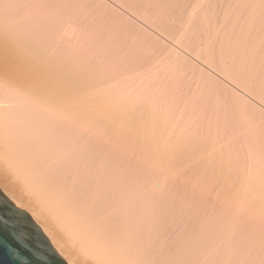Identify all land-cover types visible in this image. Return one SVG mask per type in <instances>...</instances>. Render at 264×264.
<instances>
[{
  "label": "bare ground",
  "instance_id": "6f19581e",
  "mask_svg": "<svg viewBox=\"0 0 264 264\" xmlns=\"http://www.w3.org/2000/svg\"><path fill=\"white\" fill-rule=\"evenodd\" d=\"M70 2L73 5L69 0H0V192L29 215L65 264H264V230L261 236L252 237L249 234L253 233L243 227L250 226L247 221L251 219L241 222L251 213H243L242 207L233 211L232 205L237 207V201L231 205L230 214V209L223 211L225 206L221 207L223 212L219 208H215L219 213L212 208L210 212L205 208L209 205L199 206L198 193L196 196L178 183L181 177L176 181L179 174L172 173L176 169L170 160L172 155L169 156L172 145H165L174 128H178L174 124L183 120L179 126L183 125L185 111L184 107L177 108L181 111L176 114L174 104L163 99L174 92L173 87L170 93L169 85H164L167 78L177 80L176 76L192 75L201 85L200 91L204 87L207 93L209 90L217 97L225 96L247 114L251 124L264 131V0H80L77 7ZM90 4L98 9L99 19L101 16L110 20L114 30L132 29L134 43L137 33L138 40L146 45L141 48L144 50L139 48L140 52L133 51L126 58L128 52L122 54L120 49L118 54L121 52L122 57H118L115 44L112 51L116 54L106 49L112 48L111 43L104 45L111 40L109 35L106 42L100 41L108 34L101 33L105 28L100 25V34L94 33L101 46L95 43L91 33L97 15H92ZM92 16H96L94 21ZM136 63L142 66L137 67ZM152 98L157 100L155 107L167 102L170 109L161 110L165 115L158 125L159 135L143 136L149 143L145 146L148 159L141 152L143 149L139 150L145 139L140 146L136 144V135L145 130L141 126L142 130L136 132V117L144 112L141 109L138 115L136 104ZM188 121L187 125L192 123ZM154 143L161 145L153 148L150 145ZM136 151L145 158L138 159L140 154ZM252 151L254 148L245 153L253 162ZM262 156L259 160L264 159ZM260 176L264 175L257 177ZM261 179L258 187L264 181ZM243 195L244 200L247 197ZM252 204L260 206L255 200ZM189 217L200 221V225L192 220L193 227L185 224ZM257 220L252 219L250 227Z\"/></svg>",
  "mask_w": 264,
  "mask_h": 264
},
{
  "label": "rangeland",
  "instance_id": "374dc122",
  "mask_svg": "<svg viewBox=\"0 0 264 264\" xmlns=\"http://www.w3.org/2000/svg\"><path fill=\"white\" fill-rule=\"evenodd\" d=\"M71 0H69V3H71L70 2ZM75 4H74V6H76L77 4H79L80 2V0H72ZM79 2V3H78ZM71 5H73V3H71ZM74 6H72L73 8H74ZM78 6V5H77ZM76 6V7H77ZM90 9H91V12H92V15H97V17L96 16H92V17H94V19L93 20H91V21H94L95 20V17L97 18V19H99V11H98V9L97 8H95L93 5H91L90 4ZM97 12H96V11ZM93 11H94V13H93ZM102 18V19H101ZM104 18V19H103ZM97 19L94 21L95 22V28H94V26L92 25V30H93V32L91 33L92 35H95V33H99L100 34V31H97V30H100L99 28H100V26L101 27H104L105 28V30L103 31V28L101 29L102 31H101V33H108L107 35L105 34V36L104 37H102V36H100L99 35V37H100V39H101V37L103 38V40L101 39L100 41H107V37H108V35H109V38L111 39V40H109L108 39V41H107V44H104V42H102V44H104V45H108V43H111V47L114 45L115 46V48H116V50L117 51H115V52H117V54L114 52V51H112L113 50V47L110 49V46L108 47V48H106L108 51L110 50L112 53L114 52V54H116L118 57H120V55H121V57H122V54H124L123 52H125V53H127L128 52V56L127 55H124L126 58H129V55H132V54H130V53H134V52H136V54H137V52H140V50L142 51V50H144V49H141V48H145L146 47V45L144 44V43H142L141 44V41L140 40H138L139 38H138V36H137V33H136V43H134L135 42V39H133L134 38V31L132 30V29H129V30H126V31H124V30H120V29H115L114 30V28H112L110 25H109V22H110V20L109 19H107V18H105V17H101L100 16V19H99V22L97 21ZM106 19V20H105ZM109 20V21H108ZM98 22V23H97ZM104 22H106V23H104ZM91 24H93V23H91ZM98 24V25H97ZM96 25H97V27H96ZM100 25V26H99ZM107 25H108V27H107ZM109 26H110V28H109ZM99 27V28H98ZM95 29H96V31H95ZM95 32V33H94ZM118 32V33H117ZM132 32V33H131ZM111 33V34H110ZM125 33H126V35H125ZM133 36H131V35ZM101 35H104V34H101ZM114 35V36H113ZM107 36V37H106ZM93 37V36H92ZM113 37V38H112ZM98 38V35H95V39H94V37H93V39L95 40V43H97L96 42V39ZM104 38H106V39H104ZM123 38V39H122ZM113 40H115V41H113ZM133 40V41H132ZM138 40V41H137ZM130 41V42H129ZM140 41V42H139ZM98 42H99V40H98ZM125 42V43H124ZM94 43V44H95ZM130 45H129V44ZM97 44H99L100 46H101V44L100 43H97ZM97 44H95L96 45V48L98 49V48H100L99 47V45H97ZM135 44V45H134ZM139 45H141V47L139 46ZM142 45H143V47H142ZM117 46H118V48H117ZM132 48H131V47ZM105 47L106 46H104V49H105ZM120 47V48H119ZM137 47V48H136ZM115 48H114V50H115ZM127 48V49H126ZM139 48H140V50H139ZM101 50H102V47L100 48ZM120 49H122L121 51H122V54H121V52H119V54H118V51H120ZM134 51V52H133ZM124 56H123V58H124ZM136 66L137 67H141L139 64H137L136 63ZM162 69V67H160V70ZM159 70V69H158ZM159 70V71H160ZM161 73V72H160ZM169 76V75H168ZM188 76H190V77H188V78H190L189 80H188V78H187V75L185 76H182V77H180V76H176L175 78L177 79V80H175V79H171L170 80V78H172V77H170V78H167V82L166 81H164V85H165V83L166 84H168L169 86H168V91H171L170 93H172L173 92V89H174V92H173V96L170 94L168 97H167V99L165 98V97H163V96H161L160 98H162L163 97V99H164V102L165 101H168V102H170L171 101V104H174L172 107H173V109H177V108H183L184 109V111H185V114L183 115V116H185V117H183V119H184V122H183V125L185 124V125H187L188 123H186L187 122V120L189 119V121L188 122H192L191 124L189 123V125H187V127L186 126H184V128L182 127L183 125H180L179 126V124H180V122L181 121H183V120H181L180 122H178L177 123V125L176 124H174V126H178V128L177 127H175L174 129L176 130V128H177V131H175L174 130V132H175V134H180V135H176L175 136V134H174V132L172 133V137H171V140H170V138L168 139V141H169V144L167 143L165 146H168L167 148H169L170 147V145H172V146H174V150H175V152H174V150H173V147L171 146L169 149H170V155L169 156H171L172 158H170V160H171V162H173L172 163V166L174 167V169H176V170H172L173 172V174H179L177 177H176V181L178 182L179 181V179H178V177L181 179L178 183L179 184H181L182 185V187H184V189L186 190V191H188V192H192L193 191V193L195 192V194L194 195H198L199 194V196L201 197V199H200V197L198 196V198H199V200H200V202H203V203H200L199 202V206H201V207H205V205H209V206H206L205 208L207 209V210H211V208H212V210L214 209L215 211H216V209L215 208H219L218 210L221 212L222 211V208H223V211H224V208H225V210H226V212H229L228 210L230 209V211L231 212H229V214L230 213H232V210L233 211H237V209H239L238 207H242V212L243 213H246V211L248 212V213H246V214H250L251 213V216L250 215H248V216H246V218L244 217V219L242 218L241 220V222H243V220H244V222L242 223V224H244L245 223V221H246V219L247 220H249V219H251L250 220V222H248L247 221V223L249 224V223H251V225L250 226H252V222H254L255 221V218H256V220H257V222L259 223H254V224H256V225H254L253 224V228L252 227H250V226H248V225H243V227H245V230L247 231V230H249V233H253V234H249V235H251L252 237H255V236H253V235H256V236H258V235H260L261 234V232L264 230L263 228H264V225H263V220H264V218H262V216H264V213H261L264 209H263V204H264V196H263V194H264V181H262V183L261 184H263L262 185V187H261V184H260V186L258 187V185H259V183L261 182V178L263 177V180H264V176H260V178H258L257 176L259 175V174H261V175H264V167H263V165H260L262 162V164H264V159H261V160H259L260 159V157L262 156V158H264V131L262 130V128H258L257 129V127H256V125L254 126L253 124H251L250 122H249V120H248V116H247V114H246V116H245V113H243V112H240L239 110H238V108H235V107H237L236 106V104L234 103L233 104V102L232 101H229V99L228 98H225V96H222L221 95V97H217V96H215L213 93H209V90H208V93L206 92V88H204L203 87V90L202 91H200L201 89H202V87H201V85L200 84H196V81H197V79L194 77V76H192V75H188ZM191 76H192V78H191ZM179 77V78H178ZM182 78H184V79H182ZM183 81H182V80ZM171 81V83H170V81ZM174 80H175V82H174ZM191 80V81H190ZM194 80V81H193ZM186 81V82H185ZM177 82V83H176ZM182 82V83H181ZM199 82V81H198ZM171 85H174V86H171ZM185 83V84H184ZM191 83V84H190ZM200 83V82H199ZM157 83H155L154 84V86L156 85ZM176 84V85H175ZM182 86H181V85ZM179 85V86H178ZM197 87H195V86ZM199 85V86H198ZM157 86V85H156ZM166 87H167V85H165ZM169 87H170V90H169ZM172 87H173V89H172ZM193 87V88H192ZM201 87V88H200ZM194 88H195V90H194ZM199 88V89H198ZM172 89V90H171ZM178 90V91H175V90ZM181 89V90H180ZM191 90V91H190ZM187 91V92H186ZM199 91H200V93H199ZM203 91H205V92H203ZM177 92H179V93H177ZM197 92V93H196ZM203 92V93H202ZM175 93V94H174ZM185 93H186V95H185ZM194 93V94H193ZM199 93V94H198ZM203 95H202V94ZM204 93H205V95H206V93H207V95L205 96L204 95ZM197 94H198V96H197ZM174 95H176L175 96V98H174ZM179 95V96H178ZM211 95L212 96H214V97H211ZM191 96H192V98H191ZM201 96H203L204 97V99H203V97H201ZM206 97H208V99L206 98ZM224 97V98H223ZM173 98V99H172ZM177 98L178 99H180V100H177ZM186 98H188V99H186ZM197 98H199V99H197ZM212 98V99H211ZM218 98H220V99H218ZM152 99H153V101H152ZM151 99V101H146V100H142V102L140 103L139 102V105L141 106V104H142V106H144V107H140L139 105H138V103L136 104V113L139 115V110H140V113L142 112V111H144L142 114H140V116H138L139 118H137L136 117V119H139V121L138 120H136V123L137 122H139V123H137L136 124V128H137V130H136V132L138 133V130H142V127H144V129L146 130V126H147V130L145 131H143L144 132V134H142L141 135V133H139V134H137L136 136V138H138L137 140H138V142H137V140H136V144L137 143H139V144H137L138 146H140L141 145V143H142V141H144V139H145V141L147 140L146 138H144V137H151L152 136V134L154 135V136H158L159 135V128H158V125L159 126H161V120H163V116L165 115L163 112H167V111H165V110H168L167 108H169V105H170V103H169V105H168V103L166 102V104L165 103H163V101H162V99H159L160 101H162V102H160V103H163V106L161 107V105L160 106H157V107H155V103H157L156 101V98H152ZM191 99L193 100V101H191ZM197 99V100H196ZM148 100H150V99H148ZM156 100V101H155ZM175 100V101H174ZM188 100V101H187ZM194 100H195V102H194ZM205 100V101H204ZM210 100V101H209ZM213 100V101H212ZM218 100V102H216ZM221 100V101H220ZM144 101H146L145 103H144ZM154 101H155V103H154ZM174 101V102H173ZM206 101H207V104H206ZM230 102V104L229 103H227V102ZM151 102V104H154V105H152V107H151V104H148V103H150ZM188 102V103H187ZM210 102V103H209ZM226 102V103H225ZM147 103V104H146ZM178 104L179 105V107H178V105H176V104ZM180 103H181V106H180ZM183 103V104H182ZM185 103V104H184ZM194 103V104H193ZM200 103H202V104H200ZM217 103V104H216ZM146 104V105H145ZM164 104H165V106H164ZM189 106H188V105ZM200 104V105H199ZM210 104V105H209ZM216 104V105H215ZM139 107H138V106ZM148 105V106H147ZM168 105V106H167ZM184 105H187L188 106V108H186L187 106H184ZM203 107H202V106ZM233 105V106H232ZM235 105V106H234ZM151 108H150V107ZM153 106H154V108H153ZM176 106V108H174ZM194 106V107H193ZM199 106H201V107H199ZM215 106V107H214ZM160 107V109H159V112L162 114H160L158 111H156V110H158V108ZM164 107V108H163ZM206 107V108H205ZM212 107V108H211ZM146 108V109H145ZM148 108H149V112L151 113V111L153 110L154 112H155V114H157V116L159 115V117H155V114H154V112H153V114H154V116H153V114L150 116V114H149V112H147L148 111ZM162 108V109H161ZM166 108V109H165ZM203 108V109H202ZM225 108V109H224ZM228 108H230L229 110H228ZM232 108H233V110H232ZM141 109H142V111H141ZM150 109H151V111H150ZM170 109V108H169ZM186 109V110H185ZM192 111H191V110ZM194 109V110H193ZM198 109H201V110H198ZM206 109V110H205ZM221 109V110H220ZM161 110L163 111V112H161ZM175 110H174V112H175ZM190 110V111H189ZM197 110V111H196ZM204 110V111H203ZM235 110H236V112H235ZM177 112H176V114L177 113H179L180 111H181V109H180V111H179V109L178 110H176ZM183 111V110H182ZM200 113H199V112ZM238 111V112H237ZM145 112H147V113H145ZM210 113V115L208 114V113ZM188 113L190 114L191 113V115H189L188 116ZM203 113H204V115H203ZM213 113H214V115H213ZM222 113V114H221ZM234 114V116H233V114ZM239 113V114H238ZM137 114H136V116H137ZM147 114V115H146ZM187 114V115H186ZM199 115V117L198 118H200L199 120H196L195 118H197V116ZM208 114V115H207ZM217 114H218V116H217ZM229 114V115H228ZM242 114V115H241ZM197 115V116H196ZM203 116H205V118L203 117V120H202V117ZM207 115V116H206ZM225 115V116H224ZM146 116V117H145ZM147 116H149L148 118H147ZM186 116H188V118H187V120L185 121V119H186ZM194 116H195V118H194ZM210 116H211V118H210ZM142 117H143V119H142ZM151 117V118H150ZM153 117L155 118V119H158V122H159V120H160V123H158L157 122V120H155V119H153ZM161 117H162V119H161ZM190 117V118H189ZM213 117V118H212ZM227 117H229V118H227ZM235 117V118H234ZM140 118H141V120H140ZM149 118L150 119H153L152 121L153 122H155V125H154V127H153V125H151L153 122L151 121V120H149ZM197 118V119H198ZM233 119V121H232V119ZM239 118V119H238ZM243 118V119H242ZM146 119H147V121H146ZM195 119V120H194ZM208 121H207V120ZM228 119V120H227ZM244 119H247V121L246 120H244ZM143 120H145V121H143ZM148 120H149V122H148ZM190 120H192V121H190ZM194 120V121H193ZM230 120V121H229ZM150 121L152 122V123H150ZM195 121H197V123L195 122ZM207 121V122H206ZM209 121H211V122H209ZM217 121V122H216ZM246 121V122H245ZM142 122H144V124L142 123ZM194 122H195V124H194ZM215 122V123H214ZM230 122V123H229ZM245 122V123H244ZM140 123H141V125H140ZM147 123H149L150 124V126L151 127H148L149 126V124H147ZM158 123V124H157ZM182 123V122H181ZM205 123V124H204ZM233 123V124H232ZM247 123V124H246ZM147 124V125H146ZM209 124V125H208ZM215 124H217V125H215ZM238 124V125H237ZM250 126H249V125ZM137 125H139V127H141V129L140 128H138L137 127ZM145 125V126H144ZM195 125V126H194ZM204 125L207 127H204ZM231 125H233V128H232V126ZM240 125H241V127H240ZM248 125V126H247ZM212 126H213V128H212ZM235 126V127H234ZM245 126V127H244ZM252 126V127H251ZM179 127H180V129H179ZM190 127V128H189ZM195 129H194V128ZM225 127H227V128H225ZM229 127H231V129L229 128ZM256 127V128H255ZM149 128H150V130H149ZM188 128H189V130H188ZM192 128V129H191ZM202 128H203V130H202ZM222 128V129H221ZM236 128V129H235ZM246 128V129H245ZM253 128V129H252ZM151 129H153V131L151 130ZM179 129V130H178ZM191 129V130H190ZM210 129H212L213 131L211 132V130ZM245 129V130H244ZM247 129H251V130H247ZM149 130V131H148ZM156 130H157V132H156ZM186 130V131H185ZM188 130V131H187ZM192 130H194V138L192 139V137H193V131ZM236 130V131H235ZM244 130V131H243ZM260 130H262V131H260ZM185 132V134H184V132ZM192 131V132H191ZM198 131V132H197ZM206 131H207V133H206ZM232 131H235V132H232ZM253 131V132H252ZM146 132H147V134H146ZM151 132V133H150ZM153 132V133H152ZM181 132L184 134H182V136H181ZM195 132H196V134H195ZM210 132V133H209ZM239 132L242 134H239ZM246 132V133H245ZM259 132V133H258ZM261 132V133H260ZM186 133H187V135H186ZM188 133H191V134H188ZM230 133V134H229ZM243 133H245V134H243ZM248 133V134H247ZM251 133H252V135H251ZM258 133V134H257ZM210 136H209V135ZM212 134H213V136H212ZM216 136H215V135ZM228 134V135H227ZM232 134H234L233 136H232ZM238 134V135H237ZM140 135V136H139ZM145 135H147V136H145ZM151 135V136H150ZM186 135V136H185ZM200 135V136H199ZM202 135V136H201ZM207 135V136H206ZM222 135L224 136V137H222ZM262 137H261V136ZM141 136H142V139H141ZM144 136V137H143ZM174 136V137H173ZM183 136H185V137H183ZM195 136H197V137H195ZM209 136V137H208ZM212 136V137H211ZM228 136V137H227ZM236 136V137H235ZM243 136V137H242ZM246 136V137H245ZM248 136V137H247ZM254 136V137H253ZM175 137H178L177 139L175 138ZM181 137H183V138H181ZM187 137H188V139H187ZM204 137V138H203ZM207 137V138H206ZM213 138V141L211 140V138ZM227 137V138H226ZM232 137V138H231ZM259 137H261V138H259ZM154 138H157V137H154ZM181 138V139H180ZM206 138V139H205ZM230 140H229V139ZM236 138V139H235ZM239 138V139H238ZM242 138V139H241ZM249 138V139H248ZM177 141H175V140ZM179 139H180V141H179ZM228 141H227V140ZM231 139L233 140V143H232V145H231V143L230 142H232L231 141ZM252 139H253V141L256 143V145L254 144V142L252 141ZM255 139V140H254ZM258 139V140H257ZM140 140H141V142H140ZM161 140V139H160ZM173 140L175 141V142H173ZM183 140V141H182ZM195 140V141H194ZM201 141V144H200V141ZM210 140V141H209ZM218 142V145H216L217 144V142ZM224 140V141H223ZM237 140V141H236ZM247 140L249 141V143L247 142ZM261 140H263V141H261ZM143 142V144L140 146V149L139 148H137V150L139 149L145 156H146V158H150V157H148L149 156V154L147 153V148L148 147H145V146H148L149 145V143H147V141L146 142ZM189 141V142H188ZM234 141H235V143H234ZM239 141V142H238ZM159 142V141H158ZM158 142H156V143H158ZM171 142V143H170ZM180 142L181 143H184L185 145H183V144H181L180 145ZM188 142V143H187ZM210 142V143H209ZM213 142V143H212ZM216 142V143H215ZM244 142H246V144L244 143ZM250 142H252V143H250ZM263 142V143H262ZM146 143V144H145ZM174 143H177L176 145L174 144ZM190 143V144H189ZM193 145H192V144ZM206 143V144H205ZM238 143V144H237ZM242 143V144H241ZM247 143H248V145L250 146V144L252 145V147L254 148V150L255 151H257V154H256V152L254 151V153L256 154V156H258L259 157V155L261 154V156L258 158V157H256V158H258V159H256L255 157H253L252 155H254V153H253V151H252V154L250 155V157H252L251 158V160L253 159V162L252 161H250V158L248 159L247 158V156H249L248 154L246 155V153H247V151H248V149L250 150H252L253 148L252 147H247ZM258 143V144H257ZM198 144V145H197ZM205 144V145H204ZM215 144V145H214ZM220 144H223V145H220ZM136 145V146H137ZM157 144H155L154 143V145H150L151 147H155ZM158 145H161V143L160 144H158ZM157 145V146H158ZM180 145V146H179ZM187 145V146H186ZM210 145H211V147H212V149H210L211 147H210ZM259 145V146H258ZM137 146V147H138ZM164 146V147H165ZM176 146H178V147H176ZM184 146L186 147V149L184 148ZM191 146V147H190ZM218 147V149L216 148V147ZM243 146V147H242ZM258 146V147H257ZM141 147H143V148H141ZM209 147V148H208ZM233 147V148H232ZM247 147V148H246ZM261 147V148H260ZM152 148V149H153ZM180 148V149H179ZM183 148H184V150H183ZM220 148H221V150H220ZM243 148V149H242ZM194 151H193V150ZM199 149V150H198ZM203 149V150H202ZM233 149V150H232ZM245 149V150H244ZM173 150V151H172ZM180 150H183V151H180ZM205 150V151H204ZM207 150H209V151H207ZM244 152H243V151ZM140 151H136V152H139V154L138 153H136V156H138V159H144L145 158V156L142 154V156H144V157H140L141 156V152ZM144 151H146V152H144ZM149 151V150H148ZM203 151V152H202ZM217 152V153H215V152ZM220 153H219V152ZM229 151H233L232 153L231 152H229ZM240 151H242V152H240ZM245 151H246V153H245ZM180 152V153H179ZM181 152H182V154H181ZM198 152V153H197ZM205 152V153H204ZM207 152H209V153H207ZM214 152V153H213ZM228 152H229V154H228ZM262 152V153H261ZM172 153V154H171ZM174 153V154H173ZM176 153V154H175ZM185 153V154H184ZM207 153V154H206ZM212 153V154H211ZM219 153V154H218ZM235 153H237V154H235ZM244 153V154H243ZM259 153V154H258ZM138 154V155H137ZM147 154H148V156H147ZM178 154V155H177ZM181 155V157H180V155ZM195 154H197V156L195 157L194 155ZM204 154H205V156H204ZM234 154V155H233ZM175 155H176V157H175ZM202 155V156H201ZM208 155V156H207ZM212 155V156H211ZM224 155V156H223ZM233 155V156H232ZM177 156H179V157H177ZM231 156V157H230ZM235 156V157H234ZM173 157H174V159H173ZM187 157V158H186ZM221 157V158H220ZM234 157V158H233ZM137 158V157H136ZM208 158V159H207ZM213 158H214V163H213ZM223 158V159H222ZM227 160H226V159ZM244 158H246L245 160H244ZM255 158V159H254ZM140 159V160H141ZM174 161H173V160ZM179 159H180V161H179ZM182 159V160H181ZM196 159H199V160H196ZM232 159V160H231ZM241 159V160H240ZM242 159H243V161H242ZM185 160V161H184ZM229 160V161H228ZM257 160H259V161H261V162H259V161H257ZM194 163H192V162ZM196 161H197V163H196ZM240 161V162H239ZM246 161V162H245ZM180 163V165H179V163ZM186 162V163H185ZM191 162V163H190ZM231 162V163H230ZM248 162H249V164H248ZM254 163V164H251V163ZM185 163V164H184ZM189 163H190V165H189ZM200 163V164H199ZM205 163V164H204ZM217 163V164H216ZM256 163H259V164H256ZM196 164V165H195ZM198 164V165H197ZM202 164V165H201ZM244 164V165H243ZM176 165H178V166H176ZM187 165V166H186ZM210 165V166H209ZM217 165V166H216ZM222 165H224V166H222ZM248 165V166H247ZM253 165H256V166H253ZM226 166V167H225ZM243 166V167H242ZM246 166V167H245ZM251 166H252V169H249V168H251ZM259 166V167H258ZM179 167V168H178ZM183 167V168H182ZM190 167V168H189ZM223 167V168H222ZM233 167V168H232ZM239 167V168H238ZM262 167V169L263 170H259L260 168ZM180 168H182V169H180ZM232 168V169H231ZM247 168V169H246ZM209 171H208V170ZM218 169V170H217ZM226 169V170H225ZM234 169V170H233ZM246 169V170H245ZM255 169H257V170H255ZM178 170V171H177ZM211 170V171H210ZM221 170V171H220ZM233 170V171H232ZM252 172H251V171ZM255 170V171H254ZM176 171V172H175ZM197 171V172H196ZM220 171V172H219ZM225 171V172H224ZM228 171V172H227ZM237 171V172H236ZM241 171V172H240ZM243 171V172H242ZM248 171H250V172H248ZM180 172V173H179ZM207 172H208V174H207ZM234 172V173H233ZM237 174H236V173ZM239 172V173H238ZM250 173V174H246V173ZM261 172H263V173H261ZM182 173V174H181ZM213 175H212V174ZM220 173H221V175H220ZM234 175H233V174ZM255 173H258V175L257 174H255ZM204 174V175H203ZM211 174V175H210ZM224 176H223V175ZM228 174V175H227ZM232 174V175H231ZM239 174V175H238ZM244 174V175H243ZM253 174V175H252ZM193 175V176H192ZM210 175V176H209ZM216 175H218V176H216ZM232 177H231V176ZM246 175V176H245ZM257 175V176H256ZM206 176V177H205ZM236 176V177H235ZM241 176H242V178H241ZM245 176V177H244ZM249 176H250V178H249ZM259 179H257L256 177ZM186 177V178H185ZM200 177V178H199ZM212 177V178H211ZM230 177V178H229ZM240 177V178H239ZM252 177V178H251ZM183 178H185V179H183ZM204 180H203V179ZM207 178V179H206ZM210 178H211V181H210ZM248 178V179H247ZM256 178V179H255ZM196 179V180H195ZM241 179V180H240ZM257 180L258 181V183H257V181H255V183L254 182H252V183H254V184H252L251 183V181H254V180ZM199 180V181H198ZM224 180V181H223ZM234 180V181H233ZM237 180V181H236ZM248 180V181H247ZM183 181V182H182ZM240 181H242V182H240ZM214 182V183H213ZM224 182V183H223ZM226 182H227V184H226ZM233 182H235V184L233 183ZM248 182H250V184L248 183ZM216 183V184H215ZM257 183V185H255ZM186 184V185H185ZM198 184V185H197ZM210 186V187H208V185ZM226 184V185H225ZM234 186H233V185ZM241 184V185H240ZM247 184V185H246ZM251 184H252V186H253V188H252V190H251ZM202 185V186H201ZM238 187H237V186ZM218 186V187H217ZM228 186V187H227ZM244 186V187H243ZM256 188H255V187ZM204 187V188H203ZM242 187H243V190H242ZM248 187V188H247ZM218 188V189H217ZM227 188V189H226ZM234 188V189H233ZM240 188H241V190H240ZM195 191H194V190ZM208 189H210V190H208ZM220 189V190H219ZM246 189V190H245ZM248 189H250L248 192H247V190ZM255 189V190H254ZM199 190V191H198ZM239 190V191H238ZM257 190V192H255ZM238 191V192H237ZM241 191H243L244 193V195L243 196H245V197H247V198H245L244 200H243V198L244 197H241L242 195H241ZM254 191V194L252 193ZM207 192V193H206ZM227 192V193H226ZM233 192V193H232ZM236 192V194H234ZM245 192H246V195H245ZM261 192V193H260ZM198 193V194H197ZM204 193H205V195H204ZM215 193V194H214ZM240 193V194H239ZM249 193H251V196L252 197H250V194ZM255 193H257V194H255ZM259 193V194H258ZM239 194V196L237 197V195ZM247 194H249V195H247ZM231 195V196H230ZM255 195H258V196H255ZM226 196V197H225ZM232 196H233V198H232ZM204 197H206V198H204ZM229 197V198H228ZM240 197V198H239ZM256 197L257 198H262V199H256ZM197 198V199H198ZM214 198V199H213ZM252 198H254L253 199V201H251V199ZM221 199V200H220ZM228 199H229V201H228ZM234 199V200H233ZM237 199V200H236ZM238 199H240L239 201H238ZM241 199H242V205H241V203H240V201H241ZM249 199V200H248ZM204 200V201H203ZM232 202H231V201ZM246 200V201H245ZM254 200H255V202H257V206H259V204H260V206L259 207H254L253 206V204L252 203H254ZM263 201V203L261 204V202ZM206 201V203H204ZM227 201V202H226ZM237 201V202H236ZM244 201V202H243ZM251 201V202H250ZM208 202V203H207ZM226 202V203H225ZM233 202L237 205V207L233 204ZM238 202H239V204H240V206H239V204H238ZM230 205H229V204ZM252 205H251V204ZM222 204H224V205H222ZM233 204V205H232ZM246 204H247V206H249V209L250 210H252V212H250V210L248 209V210H246L248 207L246 206ZM249 204V205H248ZM203 205V206H202ZM216 205V206H215ZM218 205V206H217ZM231 205L233 206V208H232V210H231ZM255 205V204H254ZM213 206V207H212ZM220 206V207H219ZM222 206H225V207H222ZM254 207L253 209H255V210H253L252 209V207ZM262 206V207H261ZM222 207V208H221ZM228 207V208H227ZM234 207H235V209H234ZM247 207V208H246ZM251 207V208H250ZM237 208V209H236ZM262 208V209H261ZM258 209V210H257ZM260 209H261V212H260ZM206 210V211H207ZM209 210V211H210ZM218 210L216 211V212H218ZM257 210V212H255L254 213V211H256ZM222 211V212H223ZM245 211V212H244ZM211 212V211H210ZM264 212V211H263ZM207 214L209 213V212H206ZM219 213V212H218ZM242 213V214H243ZM262 214V215H260V214ZM255 214V215H254ZM261 217V219H259L260 217ZM245 216V215H244ZM241 217H243V215L241 216ZM248 217V218H247ZM251 217V218H250ZM253 217V218H252ZM194 220V217H189V219L187 218L184 222H185V224H190L189 226H191V227H193V225L195 224L196 226H199L200 225V221L198 222V220H196L195 222L193 221ZM252 219H254V221H252ZM189 220V222L192 220V222H194V224L192 223V222H187ZM261 220V221H260ZM263 221V222H262ZM260 222L262 223V224H260ZM198 225H197V224ZM260 227H259V226ZM261 225H262V227H261ZM195 226V227H196ZM246 226H247V229H246ZM249 227L251 228V232H250V229H249ZM255 227L257 228V229H255ZM260 228H262V230L260 229ZM253 229V230H252ZM260 229V231H257V230H259ZM255 232V234H254V232ZM256 232H260V233H258V234H256ZM261 236V235H260Z\"/></svg>",
  "mask_w": 264,
  "mask_h": 264
},
{
  "label": "water",
  "instance_id": "95a60500",
  "mask_svg": "<svg viewBox=\"0 0 264 264\" xmlns=\"http://www.w3.org/2000/svg\"><path fill=\"white\" fill-rule=\"evenodd\" d=\"M0 264H65L29 215L1 192Z\"/></svg>",
  "mask_w": 264,
  "mask_h": 264
}]
</instances>
